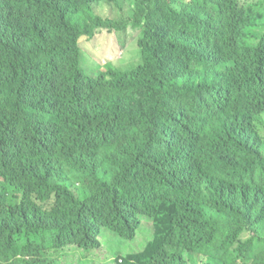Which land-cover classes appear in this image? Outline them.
Returning <instances> with one entry per match:
<instances>
[{
    "label": "trees",
    "instance_id": "obj_1",
    "mask_svg": "<svg viewBox=\"0 0 264 264\" xmlns=\"http://www.w3.org/2000/svg\"><path fill=\"white\" fill-rule=\"evenodd\" d=\"M128 25L140 62L82 73ZM263 117L264 0H0V264L102 228L154 232L115 264H264Z\"/></svg>",
    "mask_w": 264,
    "mask_h": 264
},
{
    "label": "rangeland",
    "instance_id": "obj_2",
    "mask_svg": "<svg viewBox=\"0 0 264 264\" xmlns=\"http://www.w3.org/2000/svg\"><path fill=\"white\" fill-rule=\"evenodd\" d=\"M103 5L105 3H101L98 6L99 8H94L99 16L106 17L115 12L114 8ZM139 34V29L130 28L126 33H122L123 36L105 35L104 37L112 44L110 48L106 49L103 47L101 35L98 42L81 41L80 69L82 73L95 76L99 70H105V63H110L114 68L121 70L132 69L140 62L141 56L137 46ZM121 44H124V46H121ZM122 57L123 60H121ZM256 126L258 130L261 129V123H256ZM68 177L71 181L76 179L70 172H68ZM81 183L82 180L76 181L75 186H79ZM51 205L52 202H49L43 206L49 209ZM145 221L149 222V220ZM153 233V230H140L135 239L130 240L122 238L107 228H102L99 236L100 248L84 250L70 245L62 248V250L51 251L49 257L53 259L55 264H115L118 257L127 258L130 254L142 251L147 242L152 240Z\"/></svg>",
    "mask_w": 264,
    "mask_h": 264
},
{
    "label": "clouds",
    "instance_id": "obj_3",
    "mask_svg": "<svg viewBox=\"0 0 264 264\" xmlns=\"http://www.w3.org/2000/svg\"><path fill=\"white\" fill-rule=\"evenodd\" d=\"M130 28L139 29L140 30L139 36H142V28L141 27H133L132 25H128L124 33H126L127 30ZM256 123H261V129L260 130H258ZM255 128H256V132L258 133V135L263 138L264 137V122L263 121L262 122L255 121ZM84 180H86V181H84V185H87L90 181L89 178H84ZM5 195H6L7 201L10 204H14V203H17L19 201V197L16 195V190L13 187ZM10 264H19V263L13 262Z\"/></svg>",
    "mask_w": 264,
    "mask_h": 264
}]
</instances>
